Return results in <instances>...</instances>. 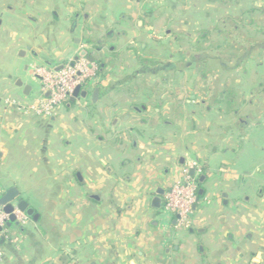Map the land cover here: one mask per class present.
Returning <instances> with one entry per match:
<instances>
[{
	"label": "crops",
	"instance_id": "1",
	"mask_svg": "<svg viewBox=\"0 0 264 264\" xmlns=\"http://www.w3.org/2000/svg\"><path fill=\"white\" fill-rule=\"evenodd\" d=\"M213 1L0 0V192L33 209L0 264H264V0ZM204 26L233 52L173 72L163 47ZM81 50L98 66L85 98L20 108L32 67ZM192 160L202 193L179 226L153 198Z\"/></svg>",
	"mask_w": 264,
	"mask_h": 264
},
{
	"label": "built area",
	"instance_id": "2",
	"mask_svg": "<svg viewBox=\"0 0 264 264\" xmlns=\"http://www.w3.org/2000/svg\"><path fill=\"white\" fill-rule=\"evenodd\" d=\"M31 74L40 80V93L30 103L21 106L25 112L39 117H50L63 104L69 102L76 87L83 88L86 83L98 74V66L86 57L78 56L65 59L59 69H49L42 66L32 67ZM194 170L193 175L189 174ZM201 172L200 164L196 160L188 161L181 168L180 179L174 181L162 195L161 214L177 216V225H186L192 214V206L197 201V176ZM12 213L17 223L23 225L27 221L24 212L14 208ZM8 219L0 205V237H8L5 226ZM4 251L0 246V263L3 261Z\"/></svg>",
	"mask_w": 264,
	"mask_h": 264
},
{
	"label": "rangeland",
	"instance_id": "3",
	"mask_svg": "<svg viewBox=\"0 0 264 264\" xmlns=\"http://www.w3.org/2000/svg\"><path fill=\"white\" fill-rule=\"evenodd\" d=\"M213 3L217 4V5H221V6H224L225 3H227L225 0H214ZM230 23V22H229ZM202 30H208L207 27L204 26L203 29H200V30H197L194 32V38L191 39V41H186L185 43V40L183 36H180L179 37V40L180 42H184L183 46L181 45H172L171 43H169L166 47H163V55L165 56V54H168L169 55V59L173 60V72L175 71H183V72H186L187 75L190 73V72H193V71H200V72H204V71H207L208 69V54L210 52V50L213 49V46L215 44V41H216V44L219 43L218 40H221V39H225V36H226L229 40H230V34L229 32L226 33V31H222L220 35L217 34L216 36V40H215V32L211 31V38L209 39H204V38H200V32ZM249 33V32H248ZM252 32L249 33V35H252L251 34ZM230 42V41H229ZM215 44V45H216ZM220 44H223L222 42H220ZM200 47V49H198ZM217 52H218V55H224V54H231L233 51L230 50V48H227L225 47V45L220 48H216ZM231 52V53H230ZM186 56V59L185 60H188L190 63L189 65L187 66L185 64V62H182L180 61L181 60V56ZM195 56H197L196 58H194ZM177 58V59H176ZM24 64H20L19 66V72H20V75L23 77L24 75ZM191 76H188L186 77L187 79L186 80H181L183 85L185 86H188V85H192L194 87L197 86V80L198 79H193V81L190 79ZM205 79V78H204ZM169 83H172V79H170V82ZM206 83V82H205ZM203 82V84H205ZM199 86V84H198ZM202 88H203V85H202ZM186 121H187V124L188 123V118H186ZM189 126V125H188Z\"/></svg>",
	"mask_w": 264,
	"mask_h": 264
},
{
	"label": "water",
	"instance_id": "4",
	"mask_svg": "<svg viewBox=\"0 0 264 264\" xmlns=\"http://www.w3.org/2000/svg\"><path fill=\"white\" fill-rule=\"evenodd\" d=\"M78 56H81V57L84 56L89 61H92V58L87 54V52L85 50H81V52H79V54L75 58H77ZM60 67H61V65L58 68H56V70L59 69ZM19 84H20V81H19ZM30 88L31 87L29 85H25V91H24V93L27 94L28 91H26V90H30ZM97 93H98V90L97 89H94V91L92 92V95H91L92 101H95L96 100ZM87 94H88V92L85 89H83L81 87H76L73 90L72 95L69 98V102H74V100L76 98H79V97L85 98L87 96ZM1 154H2V152L0 151V155ZM193 173H194V170L193 169H190L189 174L190 175H193ZM204 178H205V176L204 175H201L198 178L199 183L203 182L204 181ZM201 193H202V189H199L198 190V194H201ZM159 195L160 194H157L155 196V198H153V204L152 205L154 207H159L160 206V203L162 201V198H160ZM0 205L2 206L3 211L6 214H8V219H7L6 224H5V226L7 228H9L12 223H17L16 217L12 213V211H13L14 208H17L19 211L24 212L28 216L33 215V209L28 206V204H27V202L25 200H22L19 197L18 191L14 187L8 188L3 193L0 192ZM194 210H195V204L192 206V211H194ZM176 218H177V216H176ZM3 241H4V238L3 237H0V243H2Z\"/></svg>",
	"mask_w": 264,
	"mask_h": 264
},
{
	"label": "trees",
	"instance_id": "5",
	"mask_svg": "<svg viewBox=\"0 0 264 264\" xmlns=\"http://www.w3.org/2000/svg\"><path fill=\"white\" fill-rule=\"evenodd\" d=\"M210 34H211L210 30H202L200 32V38L208 39V37H209V39H210L211 38ZM220 46H221L220 42L216 45L214 44V48H220ZM198 49H200V47Z\"/></svg>",
	"mask_w": 264,
	"mask_h": 264
},
{
	"label": "flooded vegetation",
	"instance_id": "6",
	"mask_svg": "<svg viewBox=\"0 0 264 264\" xmlns=\"http://www.w3.org/2000/svg\"><path fill=\"white\" fill-rule=\"evenodd\" d=\"M199 187V186H198ZM198 192V191H197Z\"/></svg>",
	"mask_w": 264,
	"mask_h": 264
}]
</instances>
